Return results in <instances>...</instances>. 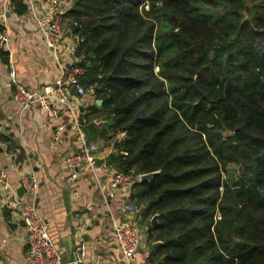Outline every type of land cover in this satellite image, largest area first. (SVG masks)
I'll use <instances>...</instances> for the list:
<instances>
[{"label":"trees","instance_id":"trees-1","mask_svg":"<svg viewBox=\"0 0 264 264\" xmlns=\"http://www.w3.org/2000/svg\"><path fill=\"white\" fill-rule=\"evenodd\" d=\"M71 1L75 64L111 123L99 134L125 133L108 162L158 215L149 259L264 264V0Z\"/></svg>","mask_w":264,"mask_h":264},{"label":"crops","instance_id":"crops-1","mask_svg":"<svg viewBox=\"0 0 264 264\" xmlns=\"http://www.w3.org/2000/svg\"><path fill=\"white\" fill-rule=\"evenodd\" d=\"M9 2L0 0L1 19V13L8 12L12 52L9 55L4 49L7 53L0 54V164L9 172L14 192L6 195L0 187V264H28L25 257L27 229L18 207L21 198L34 202L49 222L50 233L62 250L63 261L77 259V247L83 244L82 259L75 263L154 264L149 257L154 254L157 240L150 237L146 222L154 215H144V204L136 203L132 189L127 191L108 184L111 174L117 171L108 162V156L125 133L109 134L108 138L99 134L107 120L102 111L94 107L96 98L84 99L89 111L85 141L97 142L100 149L95 154L94 167L78 169L64 162L66 154L82 146L70 121V107L63 106L57 114L49 115L38 101L25 108L15 99V88L9 77L11 62L23 85L39 89L57 79L61 65H75L77 59L71 33L64 41L59 59L47 47L36 17L49 5L48 0H26L28 9L20 15L6 7ZM71 5V0L61 1L60 9L66 20ZM60 124H64L65 129L55 138L53 133ZM29 178L36 180V190L20 195L18 189ZM66 198L69 211L65 210ZM128 203L135 204L138 212H129ZM129 217L135 218L144 232L141 247L131 260H126L117 247L113 224Z\"/></svg>","mask_w":264,"mask_h":264},{"label":"built area","instance_id":"built-area-1","mask_svg":"<svg viewBox=\"0 0 264 264\" xmlns=\"http://www.w3.org/2000/svg\"><path fill=\"white\" fill-rule=\"evenodd\" d=\"M48 1L49 5H46L38 13L36 20L49 51L55 58L59 59L64 41L71 33L64 12L60 9L61 1L65 0ZM6 7H9L12 11L10 2ZM1 14H3V18L0 17V48L6 49L9 55H12L9 45L8 12L4 10ZM85 70V66L78 64L67 67L61 65L60 74L53 83L45 84L39 89H30L18 80L17 71L12 62L9 69V77L15 88V99L23 107L26 108L38 101L49 115L57 114L63 106L70 107V121L75 127L79 139L82 140V146L77 151L66 154L64 162L69 167L77 169L80 166L94 167L96 164L95 154L100 149L97 142L85 141L88 110L84 99L89 96L96 98V86L84 83L80 79ZM57 129L53 133L55 138L59 137V132L65 129V125L60 124ZM134 181L131 174L115 171L109 177L108 184L113 188L123 187L129 191ZM23 185L27 191L32 192L36 190L37 182L29 178L23 181ZM0 187L6 195L14 192L10 174L1 164ZM18 207L27 229L25 257L28 264H64L62 250L50 235L48 222L41 215L36 204L24 201L21 198ZM126 208L131 213L138 212V207L135 204L128 203ZM113 228L116 244L121 255L124 259L131 260L142 245L144 230L133 217L115 222ZM84 248L83 244L78 245V256L77 259H74L75 262L81 261Z\"/></svg>","mask_w":264,"mask_h":264},{"label":"water","instance_id":"water-1","mask_svg":"<svg viewBox=\"0 0 264 264\" xmlns=\"http://www.w3.org/2000/svg\"><path fill=\"white\" fill-rule=\"evenodd\" d=\"M97 102L99 103V104H101L102 103V99H97ZM107 125H110L111 123L110 122H108V121H106L105 122ZM97 162L99 163L100 161H99V159H97ZM158 171H151V172H146V173H142L141 175H140V179L141 180H146V179H151L156 173H157ZM25 191H27V189L24 187V185L22 184V186L18 189V192H19V194L20 195H23L24 194V192ZM40 191H42V189L40 188ZM64 202H65V210L66 211H69V209H70V207H69V201L67 200V198L64 200ZM47 221V220H46ZM157 221H158V215L157 214H155L154 216H153V218H152V223L153 224H156L157 223ZM48 222V221H47ZM49 223V222H48ZM49 232H50V229H49ZM50 235H51V233H50ZM52 236V235H51ZM53 238V237H52ZM53 240L55 241V239L53 238ZM162 243V241L161 240H157L156 242H154V246H158V245H160ZM163 258H164V255L161 257V260L158 262V264H164L163 263ZM64 264H78V263H75L74 261H64Z\"/></svg>","mask_w":264,"mask_h":264},{"label":"rangeland","instance_id":"rangeland-1","mask_svg":"<svg viewBox=\"0 0 264 264\" xmlns=\"http://www.w3.org/2000/svg\"><path fill=\"white\" fill-rule=\"evenodd\" d=\"M260 1V0H259ZM147 7V6H146ZM264 8V7H263ZM150 220H152V218H149L146 222H147V225L149 226V222ZM146 224V223H145ZM146 226V225H145Z\"/></svg>","mask_w":264,"mask_h":264}]
</instances>
